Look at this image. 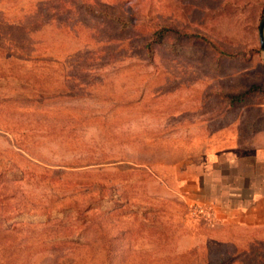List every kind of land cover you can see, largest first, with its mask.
<instances>
[{
    "label": "rangeland",
    "instance_id": "rangeland-1",
    "mask_svg": "<svg viewBox=\"0 0 264 264\" xmlns=\"http://www.w3.org/2000/svg\"><path fill=\"white\" fill-rule=\"evenodd\" d=\"M263 22L264 0H0V264H264Z\"/></svg>",
    "mask_w": 264,
    "mask_h": 264
},
{
    "label": "trees",
    "instance_id": "trees-1",
    "mask_svg": "<svg viewBox=\"0 0 264 264\" xmlns=\"http://www.w3.org/2000/svg\"><path fill=\"white\" fill-rule=\"evenodd\" d=\"M174 34H177L180 37H184V38H200L204 41L209 42L205 37L200 36V35L181 33L180 31H178L177 29L171 26H158L151 35L152 42L150 43V45L162 44L167 37H169L170 35H174ZM231 56H234V55H231ZM260 91H261L260 85H252L247 91L235 96L234 99L236 101L242 100Z\"/></svg>",
    "mask_w": 264,
    "mask_h": 264
},
{
    "label": "water",
    "instance_id": "water-1",
    "mask_svg": "<svg viewBox=\"0 0 264 264\" xmlns=\"http://www.w3.org/2000/svg\"><path fill=\"white\" fill-rule=\"evenodd\" d=\"M260 40H261L262 48H264V22L262 23L260 28Z\"/></svg>",
    "mask_w": 264,
    "mask_h": 264
}]
</instances>
